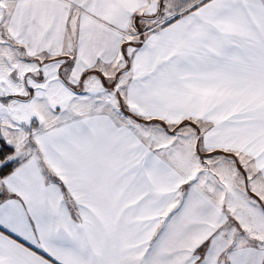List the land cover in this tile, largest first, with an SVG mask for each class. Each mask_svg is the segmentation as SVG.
<instances>
[{"label":"snow or ice","instance_id":"snow-or-ice-1","mask_svg":"<svg viewBox=\"0 0 264 264\" xmlns=\"http://www.w3.org/2000/svg\"><path fill=\"white\" fill-rule=\"evenodd\" d=\"M0 264H264V0H0Z\"/></svg>","mask_w":264,"mask_h":264}]
</instances>
